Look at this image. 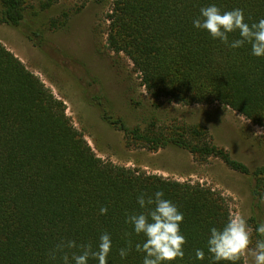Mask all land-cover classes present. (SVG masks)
Segmentation results:
<instances>
[{
  "label": "trees",
  "instance_id": "obj_1",
  "mask_svg": "<svg viewBox=\"0 0 264 264\" xmlns=\"http://www.w3.org/2000/svg\"><path fill=\"white\" fill-rule=\"evenodd\" d=\"M27 1L0 0V20L39 45L41 33L25 20L30 15ZM211 4L222 11L243 9L249 24L264 18V0H111L104 47L131 62L149 98L181 106L219 104L264 128V57L253 56L248 44L230 49L195 28L200 8ZM65 21L52 20L50 26ZM228 35L230 42L240 38L238 32ZM91 99L101 120L121 131L128 143L152 152L181 149L200 163L218 159L253 178L252 194L259 199L264 165L250 169L215 144L208 128L131 127L114 116L102 96ZM65 111L64 102L0 43V264H61L48 256L56 244L75 240L96 249L105 232L112 241L107 264H143L145 253L137 252L135 245H142L145 237L125 219L144 211L137 203L141 193L161 190L183 213L180 228L187 241L183 259L170 264H210L206 242L210 229L222 228L232 215L228 199L199 181L100 158ZM101 207H107L106 214L100 213ZM129 240L131 251L122 259L119 250L128 247ZM197 249L205 252L203 260L196 258ZM88 264L98 260L90 257ZM239 264H245L244 258Z\"/></svg>",
  "mask_w": 264,
  "mask_h": 264
},
{
  "label": "rangeland",
  "instance_id": "obj_2",
  "mask_svg": "<svg viewBox=\"0 0 264 264\" xmlns=\"http://www.w3.org/2000/svg\"><path fill=\"white\" fill-rule=\"evenodd\" d=\"M48 1H27L30 15L25 20L41 33L39 45L1 20L0 43L64 102L66 115L100 158L219 190L228 199L231 214L248 219L254 245L259 238L255 224L264 222V205L252 194L253 178L228 169L218 159L200 163L181 149L152 152L128 143L121 131L101 120L99 107L91 98L102 96L114 116L131 127L204 126L215 144L252 170L264 165V128L219 104L181 106L149 98L131 62L104 47L105 16L111 0H57L45 7ZM52 20L66 21L53 28ZM260 192L264 193V184ZM244 263L250 264V259L244 257Z\"/></svg>",
  "mask_w": 264,
  "mask_h": 264
},
{
  "label": "clouds",
  "instance_id": "obj_3",
  "mask_svg": "<svg viewBox=\"0 0 264 264\" xmlns=\"http://www.w3.org/2000/svg\"><path fill=\"white\" fill-rule=\"evenodd\" d=\"M193 26L205 30L213 39L221 41L230 49L248 44L253 56L264 57V18L249 24L245 22L243 9L222 11L217 5L211 4L200 8V15L193 20ZM235 32L239 33L240 38L230 42L228 34ZM164 196L162 190L153 195L141 193L137 203L144 211L126 215L125 223L130 224L137 235L143 234L145 237L142 245H135L137 252L145 253L143 264H170L178 258L183 259L185 254L183 246L187 241L180 228L183 213ZM258 202L264 205V193L260 194ZM107 211V207L100 209L101 214ZM255 233L259 238L253 245L248 219L242 214L229 215L222 228L210 229L206 242L210 264H239L244 257L250 259V264H264V222L258 224ZM111 246L110 234L105 232L100 236L96 249L91 243L77 245L75 240H67L56 244L48 256L51 261L59 260L61 264H88L90 257L98 260V264H107ZM77 248L79 252H69ZM130 251L129 240L128 247L121 248L119 255L124 259ZM195 255L199 260L205 258V252L201 249H197Z\"/></svg>",
  "mask_w": 264,
  "mask_h": 264
}]
</instances>
